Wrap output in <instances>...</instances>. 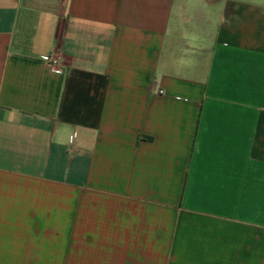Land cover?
Masks as SVG:
<instances>
[{"label":"crops","instance_id":"0c3cea01","mask_svg":"<svg viewBox=\"0 0 264 264\" xmlns=\"http://www.w3.org/2000/svg\"><path fill=\"white\" fill-rule=\"evenodd\" d=\"M0 264H264V0H0Z\"/></svg>","mask_w":264,"mask_h":264},{"label":"built area","instance_id":"2783aa9c","mask_svg":"<svg viewBox=\"0 0 264 264\" xmlns=\"http://www.w3.org/2000/svg\"><path fill=\"white\" fill-rule=\"evenodd\" d=\"M60 51L58 48H54L47 55L40 57V60L43 61L47 67L56 74L62 73L61 64L59 63ZM155 93H161L160 90H156Z\"/></svg>","mask_w":264,"mask_h":264},{"label":"rangeland","instance_id":"374dc122","mask_svg":"<svg viewBox=\"0 0 264 264\" xmlns=\"http://www.w3.org/2000/svg\"><path fill=\"white\" fill-rule=\"evenodd\" d=\"M207 1H210V0H207Z\"/></svg>","mask_w":264,"mask_h":264}]
</instances>
